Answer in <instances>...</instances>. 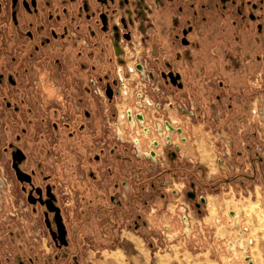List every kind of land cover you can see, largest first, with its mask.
I'll return each instance as SVG.
<instances>
[{
	"label": "rangeland",
	"instance_id": "1",
	"mask_svg": "<svg viewBox=\"0 0 264 264\" xmlns=\"http://www.w3.org/2000/svg\"><path fill=\"white\" fill-rule=\"evenodd\" d=\"M3 21L0 15V35ZM167 33L169 45L159 49L158 56L160 59L165 56L164 64L158 67L154 61L147 63L149 71L157 72L155 79L149 76L141 83L133 79V72H128L129 96L117 94L106 101L96 98L98 107L104 104L109 114L112 109L114 113L107 117L104 112L99 113L100 132L93 128V140L82 148L74 143L75 138L67 143L61 140L70 134L83 137L86 131L73 124L70 108L82 97L81 103L87 106L82 84L76 87L80 95L68 93L71 89L65 83L51 91L52 97L62 102H43L46 95L39 78H51L50 66L47 69L44 62L32 60L36 57L34 52H21L19 60L14 61L17 49L5 50L0 44V64L3 63L0 76L6 80L0 84V256L5 264H29V257L33 258L32 264H41L43 253L48 258L47 264H152L149 251L152 256L158 252L160 264H264V117L253 113L257 107L264 112V89H256L248 81L235 93L229 86L221 87L206 80L203 95L196 100L201 105L198 110L195 102L192 105V98H188L192 70L187 68V57L182 60V67L172 60L176 49L170 42V29ZM160 36L164 39L162 33ZM209 43L210 39L204 41L206 47ZM244 46L250 52L259 48L252 38L245 40ZM47 49L59 52L50 46ZM148 50L145 47L142 54L150 61ZM168 58L169 65L165 62ZM208 64L212 72L210 59ZM108 66L107 71L84 67L88 82L91 76L103 78L97 85H91V94L97 89L104 95L109 83L114 90L120 87L113 66L111 63ZM163 68L181 70L184 87L166 83L159 72ZM243 68L252 73L259 70V64ZM14 70L19 85L16 91L6 78ZM222 70L226 72L223 66ZM105 74L109 75L108 80ZM155 91L161 94L156 95ZM88 97L94 106L93 95L88 93ZM239 99L246 102L238 106L235 103ZM15 107H19V112ZM126 108L144 112L145 125L152 133L144 137L141 126L130 128L128 120L120 118ZM191 110L195 116H190ZM166 120L182 127L186 140L174 132L173 144H168L165 129L162 135L155 130L157 122L164 127ZM113 122L124 126L125 142L109 128ZM24 127L26 130H22ZM137 131L142 133L139 138L143 151L150 149L151 141H159L155 147L157 159L162 154L159 163L137 157L133 141ZM179 137L182 149L174 145ZM8 142H15L27 152L26 169L36 171L37 182L55 183L64 208L69 246L56 247L41 216L31 214L10 167V152L4 149ZM76 147L79 151L86 149L90 162L100 153L101 163L104 161V165L96 164L103 172L100 179L95 177L97 170L87 162L81 165L72 161L79 152ZM108 158L115 160L114 178L105 167ZM166 177L170 182L159 186L163 189L159 192L158 181ZM172 186L179 190L178 195L171 194ZM81 187L85 190L83 194ZM168 202L175 206L159 212L158 206L165 208ZM181 207L186 209L183 211ZM229 208L235 210V217L228 213ZM173 215L178 224L172 234L163 224ZM249 237L252 242L244 241ZM238 238H242L239 243ZM139 252L141 257L137 256ZM134 255L137 257L133 258Z\"/></svg>",
	"mask_w": 264,
	"mask_h": 264
},
{
	"label": "flooded vegetation",
	"instance_id": "2",
	"mask_svg": "<svg viewBox=\"0 0 264 264\" xmlns=\"http://www.w3.org/2000/svg\"><path fill=\"white\" fill-rule=\"evenodd\" d=\"M0 15L4 17V21L1 23L3 33L0 35V44L5 50L17 49L18 53L13 56L14 61L17 58L19 60L21 52H34L36 58L33 57L32 60L44 62L47 65L46 68L49 69L50 62L59 63L62 61L63 57L60 52L68 43L79 52L84 50L88 54H101L106 71L110 70L108 65L111 63L115 77L119 80L117 64H127L124 58V47L131 45L133 33L135 31L141 33L143 51L145 47L149 49L148 58L150 61L144 55V65L147 66V63L150 65L149 62L154 61L159 67L164 64L165 59V56L163 59L158 58L159 49L161 50L162 47L164 49V45H169V33L167 32L170 29V42L176 49L175 60H172L182 67V60L187 57V68L192 70L190 79L200 77L204 82L206 80L207 82H217L219 86H229L233 91L238 88L239 91L243 83L246 84L248 81L252 83L256 76L264 82V0H0ZM159 16L164 19H159ZM161 33L164 39L161 38ZM251 38L259 46L253 52L246 51L244 46L245 40ZM208 39L211 43L206 47L204 41ZM48 46L53 51L58 50L59 52L52 53L47 49ZM165 51L168 50L165 49ZM169 59L165 60L167 65L171 60ZM209 59L214 66L212 72L208 64ZM251 63H258L259 70L256 69L250 73L243 68ZM222 66L226 72L222 70ZM196 67L198 69H195ZM144 68L142 66V70H145L143 79L147 80L149 76L155 79L157 72ZM241 68L243 72L240 70ZM8 70L10 71V69ZM163 70L164 68L159 72L161 78L166 82V78L161 73ZM164 71L179 73L178 82L183 83L184 73L181 70L175 68ZM15 74L14 70L11 75L7 74L6 78L16 91L19 85L15 80ZM48 74L51 78L41 76L39 83L44 86L45 90L48 88L47 82H52L51 94V91L60 84L56 83L52 70H49ZM0 77V84H4L6 80L3 77L5 76L1 75ZM104 78L108 80L109 75L105 74ZM102 80V77L94 79L91 76L87 92L90 93V96L93 95L95 98L106 101V99H110L106 90L104 95L101 90L97 89L92 94L90 92L91 85H97ZM253 87L264 89V87ZM119 89L120 87L116 90L113 89V97L117 94L120 95ZM154 93L158 95L160 92L155 91ZM46 98L43 102L63 101L53 98L52 94ZM66 100L68 101V99ZM79 101H77L78 107H80L82 99ZM158 105L160 107L161 103L159 102ZM100 107L107 111L104 104H101ZM128 109L132 108L124 110L122 115L125 114V117L121 116L122 119H127ZM256 109H258L256 115H259L262 108L257 107ZM15 111L19 112V107H15ZM132 111L133 114L142 112L134 111V109ZM64 115L67 113L65 112ZM107 116L105 113L104 117ZM66 118L69 119L68 116ZM117 122L109 124V128L115 131L116 136L122 142H125L123 140L125 130ZM158 123L161 122H157L156 125ZM80 129H84V127ZM22 130H26V128L24 127ZM88 130L87 134L93 133L92 129L86 131L88 132ZM57 134L59 135V133ZM139 139L141 140V138ZM134 146L138 158L144 156L152 163L158 162V159L153 161L143 153L139 154L135 143ZM4 149L10 152V167L30 206L31 214L41 216L48 236L56 247L69 246L68 232L65 237L67 244L62 243L65 240H61L58 234L55 218L56 207L59 208L63 222L65 224L66 222L64 208L55 183L37 182L36 171L26 169L28 166L26 165L28 163L27 152L15 142H8ZM94 158H101L100 153L95 154ZM14 165L21 170L23 180L18 178ZM28 179L29 181H27ZM49 199L53 204L51 201L48 202ZM48 204L54 205V210H49ZM52 232L55 234L52 235ZM42 261L41 264H47L48 258L44 253ZM32 263H34L33 258L29 257V264ZM0 264H5L1 256Z\"/></svg>",
	"mask_w": 264,
	"mask_h": 264
},
{
	"label": "crops",
	"instance_id": "3",
	"mask_svg": "<svg viewBox=\"0 0 264 264\" xmlns=\"http://www.w3.org/2000/svg\"><path fill=\"white\" fill-rule=\"evenodd\" d=\"M60 53L62 54V57H63V59H62L61 62H59V63H57V62L56 63H53V62L51 63L50 62L49 63V66H50L51 70L53 71V73L55 75L56 83H58L60 85L66 83L67 85H69V87L71 89V91H69V89H68L67 92L68 93H71V94H76V95H80V93L77 92V91H79V89L76 88V87L79 86V84H82V86H83V94H84L85 98H87V101H86L87 106H83L84 105L83 102L81 103L80 107H78L77 104H74V105L72 104L70 106L71 113L74 116V122H73V124L76 123V124L79 125V127H84V129H86V130L87 129H91V128L93 130V128H94V129H96V133H99L100 132V127H101L100 119L98 117L99 113L100 112H104L107 115H110L111 114V116H112V114L114 113V111L112 109L110 111V114H109V111L108 110L105 111L101 107H98V105H97L98 103L96 102V98L95 97H92L94 99V103H95L94 106L92 105V103L90 102V99H88V92H87V88L89 86V82H88V79H87L86 75L83 73L84 72L83 69H84V67H92V69L94 71H105L106 70V67L103 65L104 63H102V56L99 53L98 54H88L84 50H82L81 52H79L74 47H72L71 44H68V43L65 45L64 49L61 50ZM195 69H198V67H196ZM240 70L243 72L242 68ZM63 73L68 74L67 78H65V76L63 75ZM136 75H137L136 73L133 74V77L136 76ZM189 85H190V88L188 90L189 91L188 92V98H192L191 99L192 105H194V102H195L196 103L195 105H197V109L199 110L200 108H198L199 105H198V103H197L196 100L200 99L201 96L203 95V92L205 90L204 81L200 77L197 78V79L192 78L190 80ZM237 90H234V92L237 91ZM159 94H161V93H159ZM217 98H219L218 95H217ZM79 99L80 100L81 99L84 100L83 97L82 98H79ZM239 101L240 102H236L235 103L238 106H240V105L244 104V102H246V101H244L242 99H239ZM204 102L206 104H208L206 102V99L204 100ZM202 104H204V103H202ZM239 108H238V110H239ZM87 112H88V114H87ZM207 112H209V110ZM240 112L242 113L244 111H240ZM195 115H196V113L193 110H191L190 111V116H195ZM259 115L262 116V117H264V112L260 110V114ZM120 118H121V116H120ZM121 127L123 129H125L124 126H121ZM87 133H88L87 131H84L83 132V134H84L83 137H81V136H79V137H73L71 134L68 135V137H64V136L63 137L60 136V137H62L61 140H62L63 143L64 142L67 143L68 141H70V139L75 138L74 139V143H76L77 145L79 144L80 146L79 145L78 146L82 148V147H85L84 146L85 143H90L93 140V137L91 135L92 133H90V134H87ZM179 141H180V137H179V140L177 142L174 141V145H177L179 147V149H182V146H181V144H179L180 143ZM228 142L231 144V141L230 140ZM185 147L187 148V150H189V146L188 145H185ZM194 148H196V147H194ZM76 149L79 151V149L77 147H76ZM159 151H161V150L158 149V152ZM81 152H83L84 155L86 156V152L87 151H86L85 148H83L82 151L77 152L78 155L74 159H72V161H74V162H76L78 164H81V165H82V163L87 162L90 166H93V168H95L97 170L96 171L97 175L95 177L98 178V179H100L101 176H102V174H103V172H100L99 171V168H98V166L96 164L100 162V164H103L104 165V161L101 163V158H98V159L93 158L92 162H90L87 159V156H86V159H83L85 157L83 156V154ZM194 152H196V151H194ZM161 156H162V154L159 155L158 163L160 161ZM201 159H202V156L199 155V160H201ZM219 159H220V165H222V159L221 158H219ZM171 160L174 162V159H171ZM114 162H115V160L109 159V158L105 162V167L107 168V171H108L107 173L110 174L111 177H113V178L116 177V168H117L116 165L114 164ZM87 167H89V166L87 165ZM81 175L82 174H80V176ZM168 181L170 182V178H167L165 180H163V178L162 179L161 178L159 179V181H158V190H159V192H160V189H161L159 186L162 187V185L163 184H166ZM123 184H126V182L123 181ZM173 186H172V189H171V194L176 196L179 193H175L174 192L175 191V188H173ZM80 190L82 191V194L85 191L83 187H81ZM161 190H163V189H161ZM170 205H174V204L172 202H170V203L168 202V204L166 205L165 208H163L164 206H161V207L158 206V211L159 212L160 211H164L165 209L170 208L169 207ZM181 208H182L183 211L186 209V207H181ZM165 213H167V210H166ZM228 213L231 215V217H235L236 216L235 210H233L231 208L228 209ZM170 218L171 219L168 221V223H164L163 224V227L166 230L170 231V233L173 234L172 231H173L174 227L177 226L178 222L175 219L176 217L174 215L173 216H170ZM123 236H125L127 238H130L127 235H123ZM169 238H173V237H169ZM154 242H157V240L155 239ZM148 254H149L150 258H153V263L152 264H160L159 263L160 259H158L159 257H158V252L157 251L156 252H153V256H152V252H150V251H149ZM141 255H142V252L137 253V256L141 257ZM137 256L134 255L133 258L134 257H137ZM252 263H253V261H252Z\"/></svg>",
	"mask_w": 264,
	"mask_h": 264
},
{
	"label": "water",
	"instance_id": "4",
	"mask_svg": "<svg viewBox=\"0 0 264 264\" xmlns=\"http://www.w3.org/2000/svg\"><path fill=\"white\" fill-rule=\"evenodd\" d=\"M137 68L141 69V71L144 73V71L142 70V66L140 64L137 65ZM161 73H162V76L164 78H166V83L171 82L173 85H177L179 88L183 87V83L178 82V80L180 79L179 73H174L173 71L166 72L164 70ZM167 78H169V79H167ZM106 93H107L109 98L113 97V88L109 84L107 85ZM127 119L129 121L130 128H135L137 125L142 127L143 133L146 134L144 137H147V135L152 133V129L145 125L146 118H145L144 112H137V113L133 114L132 109H128L127 110ZM164 129L166 131L165 138H166L168 144H170V145L172 144L171 134L174 132L179 133V135L182 137V139L186 140V137L183 135L184 131H183L182 127L174 126L169 120H166L164 122ZM164 129H163V124L158 123V125H156L155 130L157 131V133L159 135H162ZM141 135H142V133L137 131V136H136V138L133 139V141H134V143L138 149L139 154L143 153L146 157H148V158L150 157V158H152L153 161H156L157 160V152H156L155 147L159 146V141L158 140L151 141L152 146L150 147V149L148 151H142V149H141L142 142L139 139V137ZM14 159H15V157H14ZM14 167H15V165H14ZM15 170H16L18 178L20 180H23L21 173H20L21 170L17 167H15ZM27 175H29V174H27ZM27 181H29V179ZM29 200L31 201L30 197H29ZM49 201H51V203L53 204L51 199H49L48 202ZM201 201L204 202L205 198L201 197ZM48 208H49V210H54V205L52 206V205L48 204ZM56 209H57V211H56L55 218H56V222H57V226H58L57 229H58L59 238H61V240H65V241H62V243L67 244V241L65 239L67 232H68L67 228H66V224L62 220V216L59 213V208L56 207ZM47 223H48V221H47ZM54 234L55 233L52 232V235H54Z\"/></svg>",
	"mask_w": 264,
	"mask_h": 264
},
{
	"label": "built area",
	"instance_id": "5",
	"mask_svg": "<svg viewBox=\"0 0 264 264\" xmlns=\"http://www.w3.org/2000/svg\"><path fill=\"white\" fill-rule=\"evenodd\" d=\"M142 53H143L142 34L137 32V31H135L133 33V39L131 41V45H127V46L124 47V58L126 59L127 64L126 65H124L122 63H118L117 64V74H118L119 81H120V95H122V96H125V97L129 96V91H130V89L128 87V82L130 84L131 79L130 78L128 79L126 77L127 76L126 73H128V72L136 73L137 74L136 75V79L138 81H140L141 83H143L145 81L143 79L144 73L141 71V69L137 68V65L141 64L142 66L145 67L144 69L147 70V66L144 65L145 61L143 60V54ZM141 83H138V84L141 85ZM252 85L256 86V87H264V82H263V80L261 78L256 76L254 78V80L252 81ZM47 87L48 88H46L44 90V94L46 95V97H49L50 90L53 87L52 82L48 81L47 82ZM141 87L139 88L140 92H141V90H143ZM253 113L254 114L258 113V109H253ZM124 117H125V114L122 115V118H124ZM174 192L178 193L179 190L175 188ZM188 224H189V222H188ZM239 235L242 237V233L241 232L239 233ZM243 236H244V234H243ZM241 239L242 238H238L236 240V242L239 243V241ZM244 241H246L248 243L252 242L250 237L248 239L246 238ZM245 257H246L247 260H250L249 256H245Z\"/></svg>",
	"mask_w": 264,
	"mask_h": 264
},
{
	"label": "bare ground",
	"instance_id": "6",
	"mask_svg": "<svg viewBox=\"0 0 264 264\" xmlns=\"http://www.w3.org/2000/svg\"><path fill=\"white\" fill-rule=\"evenodd\" d=\"M123 69V68H122ZM135 74V73H134ZM133 79H136V76L133 77Z\"/></svg>",
	"mask_w": 264,
	"mask_h": 264
}]
</instances>
